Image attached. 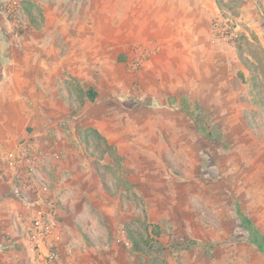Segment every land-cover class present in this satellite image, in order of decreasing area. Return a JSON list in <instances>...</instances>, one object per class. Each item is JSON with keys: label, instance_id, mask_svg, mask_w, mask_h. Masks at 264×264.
I'll list each match as a JSON object with an SVG mask.
<instances>
[{"label": "rangeland", "instance_id": "1", "mask_svg": "<svg viewBox=\"0 0 264 264\" xmlns=\"http://www.w3.org/2000/svg\"><path fill=\"white\" fill-rule=\"evenodd\" d=\"M0 148V264L37 195L64 264H264V0H0Z\"/></svg>", "mask_w": 264, "mask_h": 264}, {"label": "built area", "instance_id": "2", "mask_svg": "<svg viewBox=\"0 0 264 264\" xmlns=\"http://www.w3.org/2000/svg\"><path fill=\"white\" fill-rule=\"evenodd\" d=\"M215 33L221 40L230 38L229 31L223 22H216ZM1 149V148H0ZM32 153L23 151L0 150V161L3 165L14 171L19 169H31ZM34 203L28 204L31 211L26 215V211L17 213L16 222L21 227V246L28 259V264H64L58 253L60 237L55 228V207L51 202H45L40 195Z\"/></svg>", "mask_w": 264, "mask_h": 264}, {"label": "trees", "instance_id": "3", "mask_svg": "<svg viewBox=\"0 0 264 264\" xmlns=\"http://www.w3.org/2000/svg\"><path fill=\"white\" fill-rule=\"evenodd\" d=\"M89 94H90V99L93 100L94 97H95V93L92 89H90L89 91ZM201 131H203V128L201 129ZM246 227H248V231L249 234H250V241L255 245L257 246V248L262 251L264 253V241L260 238V236L258 235L257 232L254 231V229L252 228V226L249 224V223H246ZM197 244V242L195 241H188V242H184V244H178L177 246L180 248V249H187V248H191V247H194L195 245ZM213 245H209V248H212Z\"/></svg>", "mask_w": 264, "mask_h": 264}, {"label": "crops", "instance_id": "4", "mask_svg": "<svg viewBox=\"0 0 264 264\" xmlns=\"http://www.w3.org/2000/svg\"><path fill=\"white\" fill-rule=\"evenodd\" d=\"M19 207L20 208H18V210H15L12 214V221H13V223L16 221V216H17V213H22V212H25L26 211V209H27V207H25V205H24V203H20L19 204ZM14 225H15V223H14ZM15 227V226H14ZM61 242H62V239H61ZM61 249H62V247L60 246V251H61ZM24 252V251H23ZM24 254H25V252H24ZM62 259H63V256H62ZM25 261H26V264H28V259H27V256H26V254H25Z\"/></svg>", "mask_w": 264, "mask_h": 264}]
</instances>
